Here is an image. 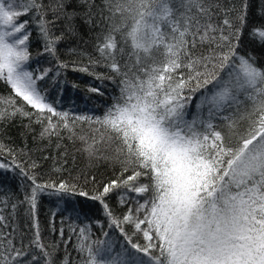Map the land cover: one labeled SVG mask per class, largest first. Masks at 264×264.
<instances>
[{
    "label": "snow or ice",
    "instance_id": "6c2138e0",
    "mask_svg": "<svg viewBox=\"0 0 264 264\" xmlns=\"http://www.w3.org/2000/svg\"><path fill=\"white\" fill-rule=\"evenodd\" d=\"M75 2L81 11H68L73 0H56L49 19L42 0H27L22 10L16 0H0V80L26 105L52 114L46 117L49 124L42 136L56 133L52 116L70 128L69 114L58 112L38 83L51 69L30 67L32 33L29 22L19 17L35 11L41 46L37 55L56 60L59 68L68 65L59 59L58 46L78 37L77 17L90 31L101 29L96 44L100 60L90 57L89 64L103 61L120 78V94L103 116L75 120L108 133L107 140L101 132L90 144L81 137L90 156L122 165L120 176L90 199L100 203L108 227L118 229L126 243L118 245L108 232L102 233L107 239L90 241L89 229L80 227L76 250L82 254L81 264H264V25L249 32L261 51H240L253 0H229V5L220 0H103L99 19L93 12L95 0ZM257 7L264 15V0ZM57 21H63L59 35L53 30ZM125 55L128 60L121 64L118 57ZM74 70L94 74L87 66ZM104 78L113 79L97 74V79ZM201 89L197 108H207L209 118L196 115L188 120L192 94ZM89 91L100 92L96 87ZM0 103L11 106V111H0V119L18 113L31 116L14 98H0ZM232 109L222 117V125L213 124V118ZM113 142L114 157L97 155V144ZM21 173L27 175L23 168ZM27 178L34 187L11 203V218L0 213V264H25V249L32 247L40 250L45 264H56L41 241L38 193L47 187L76 193V185H42L35 176ZM117 188L136 193L134 206L119 216L106 202ZM78 195L89 196L82 190ZM8 203L3 201L5 208ZM120 203L129 201L121 197ZM24 205L35 229L28 244L15 226L16 210ZM71 211L77 217L83 214L76 207ZM138 233L144 245L133 242ZM31 261L35 264L37 256ZM62 264H72L70 257Z\"/></svg>",
    "mask_w": 264,
    "mask_h": 264
},
{
    "label": "trees",
    "instance_id": "16d2710c",
    "mask_svg": "<svg viewBox=\"0 0 264 264\" xmlns=\"http://www.w3.org/2000/svg\"><path fill=\"white\" fill-rule=\"evenodd\" d=\"M56 0H42L48 18L51 19L52 12L50 6ZM224 5H229V0H220ZM259 0H253V6L249 11V24L245 30L242 42L241 52L253 51L259 53L260 46L251 39L249 32L253 27L264 25V15L261 14L257 7ZM27 0H16L18 10H22L26 6ZM97 5L93 8V12L97 13L96 19H99V8L103 6V0H95ZM81 11L75 0L68 8V11ZM38 17L35 11L29 12L27 15H21L20 21L29 22V31L32 33L31 48L32 61L30 67L32 70L51 69L48 76L39 81V86L45 91L47 101L52 103L58 112H67L69 114L68 123L70 128L63 127L64 121L59 117L52 116V122L57 124L56 133L42 136L41 133L48 127L49 121L46 117L51 113H39L37 110L26 105L25 102L15 97L11 92L8 84L0 80V98H14L17 106H23L25 112L31 113V116L16 114L14 116H6L0 119V213L11 218V203L17 202L24 198L25 193H30L34 187L31 180L27 176H35L37 183L42 185H59L65 182L68 185H76V193L63 194L57 191L55 187H47L41 193H38L36 219L38 220L41 241L45 245L47 251L53 253L56 264H62L65 256H69L72 264H81L82 254L76 250L79 243L78 232L80 227L86 226L89 229L90 241L105 240L108 237L102 235L108 232L109 236H113L116 242L124 241L118 229L108 227V219L104 215L103 208L99 202L93 201L90 197L98 191H102L105 184L116 180L121 173L122 165L114 159H97L90 156L85 151V140L90 144L93 138L99 139L101 132L105 134L107 140L108 133L104 129L96 131L99 128L96 124H90L87 121L75 120L79 116L101 117L106 109L113 103L114 99L119 96V77L105 65L103 61L95 65L89 64V58L100 60V55L96 51L97 36L101 33L100 28L90 31L87 25L77 17L76 23L79 25V35L77 38L63 41L58 46L59 59L65 62L67 68H59L57 61L50 59L47 55L38 56L41 46L37 41L36 20ZM131 23V21H129ZM57 35L63 30V21H57V27L53 29ZM107 29H105L106 31ZM102 40V35H101ZM75 49V52H69V49ZM205 46L202 51H206ZM130 50V49H129ZM121 64H124L128 57H118ZM261 66H264V58H260ZM87 66L89 72L74 70ZM59 71V76L57 72ZM39 74V72H37ZM97 74L103 77H113V79H97ZM77 87L73 88L72 85ZM96 87L99 93L89 91L90 88ZM211 91L212 86H208ZM102 93V94H101ZM187 94V93H186ZM204 90L192 94L193 99L187 107L186 119L191 120L194 113L195 104L201 100ZM243 99V97H241ZM251 107V102L247 105ZM7 108L11 111L10 105L0 103V111ZM204 109H200L199 114L202 119L207 120L209 114ZM235 109L226 111L221 115L213 118L212 122L216 125H222V117L230 115ZM243 111V108H241ZM75 120L73 124L72 121ZM84 137L85 140H82ZM116 143H100L96 145L99 149L97 155L102 154L103 157H114ZM36 166L33 167L32 165ZM21 168L27 173L23 175ZM131 172L124 175H130ZM147 183L146 180H142ZM85 191L88 197L78 195L79 191ZM121 197L129 201L128 204L120 203ZM136 197V193L128 192L126 188L114 189L106 197V202L113 209L116 215H122L127 211L129 205L134 206L135 201L131 198ZM9 201L5 208L3 201ZM142 202V200H141ZM27 205L19 206L16 210L15 226L21 233L25 235L24 243L28 244L33 238L35 229L31 227L33 221L26 215L25 209ZM76 207L83 214L76 216L71 211ZM70 212H67V211ZM98 222L99 226L96 225ZM76 229L75 232L71 228ZM63 229V236H61ZM126 231L131 235L132 229L126 227ZM67 241V244L64 242ZM134 243L144 245L143 235L138 233L133 237ZM19 246V243H18ZM29 253L25 264H33L31 257L37 256L35 264H45L43 254L37 248L25 249ZM158 255L159 253L156 252Z\"/></svg>",
    "mask_w": 264,
    "mask_h": 264
},
{
    "label": "rangeland",
    "instance_id": "374dc122",
    "mask_svg": "<svg viewBox=\"0 0 264 264\" xmlns=\"http://www.w3.org/2000/svg\"><path fill=\"white\" fill-rule=\"evenodd\" d=\"M9 86V85H8ZM9 89L11 90V92H12V89H11V87L9 86ZM13 93V92H12ZM14 94V93H13ZM200 103V100L195 104V108H193V110H192V112L194 113V115H193V117L194 116H196L197 114H199V112H200V109H198L197 108V104H199ZM204 110H205V113L206 114H208V110H207V108H204ZM203 110V111H204ZM192 119V118H191ZM67 212H70L69 210L67 211ZM96 225L97 226H99V224H98V222H96ZM111 239H113L114 241H116V239H115V237H113L112 235L111 236H109ZM122 243H124L123 241H119L117 244L119 245V244H122Z\"/></svg>",
    "mask_w": 264,
    "mask_h": 264
}]
</instances>
